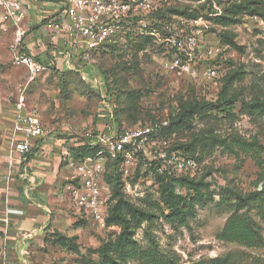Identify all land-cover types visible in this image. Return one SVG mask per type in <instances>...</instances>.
<instances>
[{"label":"rangeland","instance_id":"1","mask_svg":"<svg viewBox=\"0 0 264 264\" xmlns=\"http://www.w3.org/2000/svg\"><path fill=\"white\" fill-rule=\"evenodd\" d=\"M240 1L223 6L222 11L228 9L222 20H211L204 35V47L211 46L216 54L210 64L219 81L189 82L168 73L160 68L153 46L136 43L102 53L86 66V71L100 76L98 90L74 72L56 71L38 75L25 90L27 109L39 116L46 133L56 137L93 126L104 99L114 107L118 124L127 129L166 114L172 122L174 109L177 115L181 106L204 104L162 134L198 164V192L174 189L186 200L184 218L175 214L165 218L169 211L159 202L160 181L146 186L135 178L136 195L122 191L134 208L147 212L141 226L134 228L130 212L122 211L132 240L142 251L175 259L173 264H264V224L253 209L233 210L241 197L257 193L264 198V7L253 16L244 5L239 7ZM11 45L12 28L5 31L0 19V180L1 170L9 169L16 91L27 74L23 66L14 64ZM224 80V99L235 100L229 111L216 102ZM109 187L108 216L117 203L111 183ZM62 194V203L31 254L33 264H140L122 257L124 223H111L101 231L77 214ZM234 215L244 216L259 230L261 247L249 249L222 238ZM3 249L0 243V264Z\"/></svg>","mask_w":264,"mask_h":264},{"label":"built area","instance_id":"2","mask_svg":"<svg viewBox=\"0 0 264 264\" xmlns=\"http://www.w3.org/2000/svg\"><path fill=\"white\" fill-rule=\"evenodd\" d=\"M46 1H53L58 12L50 13L35 27L38 36L47 35L50 39L49 58L42 61L27 52L25 46V38L33 36L34 31L22 29L27 14L24 4L0 0L1 23L5 31L12 28L13 62L27 72L24 84L16 91L8 160L12 169L1 179L5 185L14 172L25 170L34 144L47 135L39 116L27 109L24 95L28 85L44 72L68 70L98 90L100 76L86 71L94 57L107 45L124 49L129 43L148 40L164 71L184 76L189 82L199 79L200 83L209 84L220 79L217 69L210 64L216 57L214 49L205 48L203 39L210 21L220 16L222 7L233 0ZM184 7L186 15L168 12L169 8ZM174 110L171 117L176 115L177 109ZM169 125L170 117L166 114L127 129L116 121L113 106L103 100L93 126L60 134L68 137L62 139L69 141L72 148L97 149L93 156L83 159H74L68 152L60 160L68 171L62 192L76 213L101 231L108 229V161L117 162L115 173L121 176L123 190L129 195L135 194L139 185L154 186L158 178H195L196 160L174 149L162 136ZM135 178L139 185L132 183ZM11 212L7 210L5 214Z\"/></svg>","mask_w":264,"mask_h":264},{"label":"crops","instance_id":"3","mask_svg":"<svg viewBox=\"0 0 264 264\" xmlns=\"http://www.w3.org/2000/svg\"><path fill=\"white\" fill-rule=\"evenodd\" d=\"M27 9L22 29L31 30L33 36L25 38L27 52L38 60L49 58V36H38L35 27L45 21L57 5L46 0H18ZM62 41L57 44L60 47ZM47 73V72H44ZM43 74V73H42ZM66 132H62L61 135ZM48 134L34 144L25 170L12 174L10 183L0 180V243L4 245L2 264H33L31 254L49 226L55 209L59 208L64 195L65 177L68 171L60 162L69 152V141ZM1 170V176L11 171ZM14 169V168H13ZM12 210L7 216L5 212ZM6 218V219H5ZM6 220V221H4Z\"/></svg>","mask_w":264,"mask_h":264},{"label":"trees","instance_id":"4","mask_svg":"<svg viewBox=\"0 0 264 264\" xmlns=\"http://www.w3.org/2000/svg\"><path fill=\"white\" fill-rule=\"evenodd\" d=\"M239 7L244 5L245 10H247L251 15L255 16L259 14V7H264V1H256V0H241ZM228 9V8H227ZM224 9L222 14L227 11ZM264 10V9H262ZM168 12L170 14H187V8L183 9H172L169 8ZM220 15L214 18V22H220L222 20V16ZM139 43H150L148 40H142L138 42L129 43L128 46H133ZM125 47V48H126ZM110 50H122L117 49L113 45H107V47L101 50L98 54L101 55L102 53L109 52ZM58 72V71H56ZM66 73H73L68 70L61 71ZM76 74V73H75ZM78 75V74H76ZM79 76V75H78ZM226 80L221 85L220 93L217 95V105L221 109H225L229 111L231 109L232 104L234 103V99L225 100L224 93L226 92ZM105 100V99H104ZM204 104L201 102H195L194 105H189V107L181 106L177 115L172 122H170L169 127L166 129H170L174 126L181 125L185 119L192 115L197 108L203 107ZM114 108V107H113ZM115 115V114H114ZM116 119V116H115ZM177 149V148H174ZM96 148H88V147H80V148H69V153L74 159H83L87 156H93L96 153ZM195 159V158H194ZM196 160V159H195ZM116 165L117 162L115 161H108L107 163V174L106 180L113 186V194L114 197L117 198V203L113 206L110 216H108L106 224L107 227L111 223L114 222H121L124 223V230L122 236L125 239V247L122 248L121 253L124 260H138L140 264H173L176 262L175 259L170 258L169 260L164 257V259L159 258L157 254L152 252L142 251L136 243L132 240V234L127 231V221L123 218L122 211H128L131 214V220L134 222V228H139L142 222L147 217V212L141 211L140 209L134 208L125 198L123 195V184L121 182V176L116 174ZM195 178H180V179H171V178H158V181L161 182L160 185V193H159V202L162 204L168 211L169 215H166V219H172L173 215H177L181 218H184V206L186 205V200L181 195H177L175 193V187L179 188H187V189H194L198 192V188L200 186V181L195 180ZM157 181V182H158ZM126 208H123V206ZM248 208L253 209L257 212V215L260 221L264 224V198L257 193L250 194L245 197H241L238 203H236L233 207L234 211H238L241 208ZM222 238L228 242L239 243L246 248L253 249L259 248L262 246L260 232L257 228L253 226V224L244 216H232L226 223ZM149 243L151 246H155V241L149 238Z\"/></svg>","mask_w":264,"mask_h":264}]
</instances>
